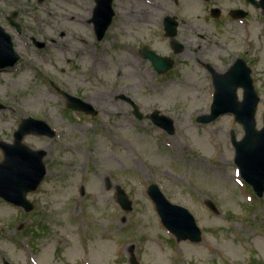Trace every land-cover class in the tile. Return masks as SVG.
Masks as SVG:
<instances>
[{"label":"rangeland","instance_id":"rangeland-1","mask_svg":"<svg viewBox=\"0 0 264 264\" xmlns=\"http://www.w3.org/2000/svg\"><path fill=\"white\" fill-rule=\"evenodd\" d=\"M20 1L24 25L39 26L55 43L44 49L24 40L14 44L18 63L0 71V142L12 144L27 117L48 123L56 136L22 140L46 151L47 172L27 195L31 211L0 199V264H130L131 255L138 264H264V193L258 198L239 176L230 141L231 133L242 138V126L231 114L208 124L196 121L209 113L213 86L210 74L189 57L179 55L178 65L159 75L137 52L152 44L166 53L161 22L177 16L188 51L207 42L205 53L216 72H226L236 58L246 61L260 97L259 129L264 114L261 10L245 0H113L115 16L98 41L93 0ZM211 8L221 11L219 18L210 16ZM230 9L249 17L232 20ZM51 83L85 100L96 97L98 115L66 109ZM120 94L138 105L142 120L116 100ZM237 94L241 99L242 91ZM153 110L173 120V134L145 118ZM107 178L111 189L105 188ZM153 183L171 203L193 214L202 232L199 243L177 242L161 225L147 195ZM116 185L132 201L131 211L117 204Z\"/></svg>","mask_w":264,"mask_h":264},{"label":"water","instance_id":"water-1","mask_svg":"<svg viewBox=\"0 0 264 264\" xmlns=\"http://www.w3.org/2000/svg\"><path fill=\"white\" fill-rule=\"evenodd\" d=\"M112 1L94 0L92 22L98 40L103 38L112 22L114 16ZM249 1L253 2V0ZM256 5L260 6L264 12V0H260ZM230 14L233 18L244 16L240 10L231 11ZM211 15L218 17V9H212ZM164 25L167 35L174 37L177 23L166 17ZM174 42L176 43V41ZM42 45L39 43V47ZM141 53L144 58L152 62L158 73H163L172 66L166 62V58L156 55L146 47L142 49ZM17 61L18 55L14 51L10 39L7 37L6 40H1L0 67L13 66ZM212 79L215 92L210 114L198 117L197 121L210 123L220 115L226 113L234 115L235 120L244 129V136L240 140H236L233 133L231 135V143L235 149L234 162L238 166L242 178L252 186L256 195L261 197L264 191V115L262 128L256 129L255 111L259 97L253 87L250 69L244 61L238 59L226 73L222 75L213 73ZM238 88L243 90L241 101L237 97ZM58 91L65 97L67 108L87 114H97V111L85 101L59 89ZM121 98L131 102L134 114L140 119L141 115L137 105L129 98L122 95ZM151 120L169 134L173 133V121L169 117L159 115V112L155 111L151 115ZM27 134L52 136L54 133L44 121L28 117L21 121L18 129L14 132L13 144L0 142L3 151V161L0 163V198L22 207L25 212H29L33 208L32 203L27 199V194L36 190L46 174V167L43 163L46 152L33 150L24 145L22 139ZM116 190L118 204L123 210L130 211L131 201L126 193L119 186ZM148 195L153 201L163 225L175 235L177 241L199 242L201 240V232L195 219L186 208L170 203L155 184L148 187ZM205 204L214 213H219L211 200H206ZM4 264L10 263L4 261ZM131 264H137L134 256L131 258Z\"/></svg>","mask_w":264,"mask_h":264},{"label":"flooded vegetation","instance_id":"flooded-vegetation-1","mask_svg":"<svg viewBox=\"0 0 264 264\" xmlns=\"http://www.w3.org/2000/svg\"><path fill=\"white\" fill-rule=\"evenodd\" d=\"M40 1L43 2V0H40ZM20 3H21L20 0H0V41L6 40V38L8 37L10 39L13 47H14V44L17 42V40H19V41L24 40L26 42H29L31 44V46H33V48H36V49H44L47 45H51L52 43H55V40L53 38H49V36L47 34H44V32L40 31L39 26H36L34 28H30L27 25H24V23L21 20V14H20V10H19V4ZM171 17H175L176 22H177L176 36L174 38L176 43L173 41V39H171L167 36V33L164 29V18H163L161 25H162L163 36L167 42V44H166L167 48L164 49V50H166V53L156 51V49H154L153 46L150 47V45H152V44L143 45L142 47H144V46L149 47L151 50L157 52L158 55L166 58V62H168L172 65L171 69L169 71H172L178 65L179 59L182 60V58H180L179 55H183L186 58L185 60H188L187 57H189L190 61L197 68L203 69L207 73H210V71L214 70V67L211 65V61H210L209 56L206 55V53H205V51L208 50V47H209L208 43L207 42H202V43L197 42L195 44L196 47L194 48L193 53H190L188 51L189 44L186 42V41H188L186 36L179 32L180 21L178 20L177 16H171ZM248 17H249V14L246 18H248ZM37 23H38V21H37ZM25 33H30V35H28L27 37L25 35V37H24ZM51 33H52V35L58 34L60 37L65 36L64 32L58 33V32H52L51 30H49V34H51ZM40 37L48 39V41H47L48 43H45L44 41H42V39H40ZM39 43H42L43 45L41 47H39ZM142 47L137 50V52L139 53L140 56H141V52H142ZM19 59H18V61H19ZM148 62L150 63V65L152 66V68L154 70V67L151 64V62L150 61H148ZM9 68H12V67H4V68L0 67V71L7 70ZM52 87L55 89V91L57 93H59L56 90L54 85H52ZM120 95L116 97V100L119 99L122 102L127 103L129 105V107L131 108V106L127 102V100L121 98ZM75 97H78V96H75ZM78 98H80V97H78ZM80 99L85 101L86 103H88L95 111H97L93 105V100L96 99V97H94V99L92 98V100L91 99L85 100L82 98H80ZM65 104H66V100H65ZM65 107H66V105H65ZM130 112L133 114L132 108H131ZM83 114H85V113H83ZM85 115H87V114H85ZM146 118H148V116H146ZM54 136H56V132L52 136H43V137L52 138ZM105 188H106V183H105ZM108 188L111 189L112 184ZM114 190H115V187H114Z\"/></svg>","mask_w":264,"mask_h":264}]
</instances>
